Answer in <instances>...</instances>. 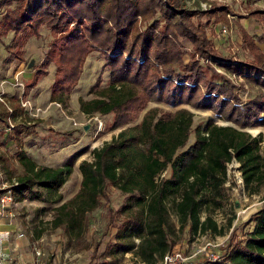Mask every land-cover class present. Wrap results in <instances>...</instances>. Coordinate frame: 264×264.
<instances>
[{"label":"trees","instance_id":"16d2710c","mask_svg":"<svg viewBox=\"0 0 264 264\" xmlns=\"http://www.w3.org/2000/svg\"><path fill=\"white\" fill-rule=\"evenodd\" d=\"M13 1L16 5L3 12L0 31L14 34L15 47L38 37L44 26L56 35L47 52L56 66L51 101L68 104L88 56L99 50L109 80L103 85L100 77L90 89L93 97L79 98L80 109L88 115L112 114V128H121L110 142L93 150V160L79 163L80 188L68 200L61 189L84 150L57 167L39 164L25 149L18 150L22 172L15 176L3 168L8 180L17 181L12 187L16 201L57 204L53 225L73 239L85 233L89 214L115 187L127 195L122 211L135 210L117 225L110 253L135 252L143 264H158L177 243L169 224L171 199L180 227L189 235L224 233L226 227H220L210 211L228 201L229 163L239 162L248 194L264 188L263 133L246 130L264 125V49L242 26L245 58L216 47L207 28L229 23V6L212 2L206 10L188 8L184 0H0V9ZM185 41L191 43L190 50ZM215 66L242 75L254 95L243 100L232 80ZM151 102L174 110L147 109ZM12 105L7 117L0 108V121L7 124L0 126L3 134L11 132V118L29 114L19 98ZM185 105L213 111L234 125L219 124L210 116L194 129L196 113ZM193 132L195 140L189 145ZM112 211L109 226L116 223ZM249 223V230H233L218 258H206L202 264H264V207Z\"/></svg>","mask_w":264,"mask_h":264},{"label":"rangeland","instance_id":"374dc122","mask_svg":"<svg viewBox=\"0 0 264 264\" xmlns=\"http://www.w3.org/2000/svg\"><path fill=\"white\" fill-rule=\"evenodd\" d=\"M184 1L188 8L200 6L204 10L210 8L212 2L229 6V23H217L207 28L210 38L223 54H233L242 58L247 56L240 26L244 27L264 49V0ZM16 3L13 1L11 5L0 9V20L3 18V12L7 8H13ZM255 10H260V13L251 14ZM13 38L12 32L6 35L0 31V108L5 110L7 117L6 110L12 108L15 99H20L23 95L34 107L44 108L46 112L39 116L20 114L16 118H11L16 127L9 133L5 131L0 142L3 168H9L15 176L22 172L16 157L20 149H25L37 163L54 167L63 165L70 156L84 150L75 164L73 173L61 189L64 200H68L80 188L82 175L79 163L82 160H93V150L110 142L121 129L112 128L115 121V116L112 114L88 115L80 109L79 98L93 97L90 89L100 77L103 79V85H106L109 80V70L104 68L102 53L99 50L92 52L87 58L79 84L72 92L68 104L57 106L51 101L56 66L47 59V52L56 35L44 26L38 37L32 36L21 47H15ZM183 44L187 50L192 48L190 42L185 41ZM205 62L213 64L211 59ZM215 68L232 80L236 85L237 93L243 100L254 95L255 91L250 89L242 75H232L222 68L217 66ZM155 106L174 110L166 104L154 102H151L147 109ZM185 107L196 113L194 129L199 125H205L210 116L215 117L219 124L234 125L231 121L217 118L213 111L198 110L190 105ZM142 115L131 125L140 121ZM6 125L4 121H0L1 128L7 127ZM246 130L253 135L263 133L262 151L264 153V125L249 126ZM194 140L193 132L189 145ZM228 167L226 183L228 201L223 208L210 211L219 226L226 227L224 233L207 232L195 236L189 235L187 230L180 227L174 200H169L171 237L177 241L172 251H180L185 257L184 260H178L175 264H202L206 258L214 260L211 254L218 256L223 251L233 230L236 229L238 233H241L242 230L252 228L249 219L264 207V188L258 194H248L244 187L239 163L234 161L229 163ZM4 174L7 175L5 171ZM108 194L109 199L102 198L100 206L89 214L88 226L81 237L70 239L63 228H55L53 220L57 204L38 200L20 202L10 210V215L2 225L13 224L15 234L18 230L23 232L24 236L20 240L23 243L22 247L26 248L24 264H104L105 260L111 261V264H143L135 252L110 253L109 247L116 240L117 225L121 224L126 215L132 214L135 209L122 211L127 202V195L117 188L111 187ZM112 210L116 214V223L109 226ZM230 219L233 222L231 226H228ZM10 231L12 233L11 229ZM135 241L139 242V239ZM5 248L4 244V251ZM35 248H41L44 252L39 263L36 262ZM5 252L12 257L14 264H17L11 247L9 252ZM158 264H162V260Z\"/></svg>","mask_w":264,"mask_h":264},{"label":"built area","instance_id":"2783aa9c","mask_svg":"<svg viewBox=\"0 0 264 264\" xmlns=\"http://www.w3.org/2000/svg\"><path fill=\"white\" fill-rule=\"evenodd\" d=\"M224 31H226V29H224ZM20 103L25 109L29 111V114L32 116H39L40 114L46 112L44 108L34 107L29 100L23 97V95L20 98ZM53 103L56 104L57 106H62L58 102H52V104ZM9 110L11 111L12 109L9 108ZM13 128H14V124L10 120V126L7 128V131H11ZM2 134L3 133L0 130V139L2 137ZM234 161L238 162L237 160H233L232 162ZM16 183H17L16 180L10 181L6 178L4 174V169L0 154V264H14L12 257L6 254V252L4 251V244L6 240L10 238L11 232L9 230H3L1 226L4 220H6V218L10 215V210L13 207H16L20 203L16 201L12 189V187ZM18 236L19 237L24 236L23 232H20ZM34 251H35L34 254L36 256V262L39 263L41 257L44 255V252L42 251L41 248H35ZM211 255L214 259L218 258V256H215L214 254ZM184 259L185 257L182 255L180 251H170L164 255L162 259V264H175L178 260H184Z\"/></svg>","mask_w":264,"mask_h":264},{"label":"crops","instance_id":"0c3cea01","mask_svg":"<svg viewBox=\"0 0 264 264\" xmlns=\"http://www.w3.org/2000/svg\"><path fill=\"white\" fill-rule=\"evenodd\" d=\"M2 226H3L2 227L3 230H9V231H10V229L12 230L10 238L8 240H6V242H5V245H6L5 251L9 252V249L11 247L12 252L15 256V260L17 259V264H24L23 260H25L24 255H26V250H25L26 248L22 247L23 243L20 240L21 237L18 236V234L21 232V230H18V232H16V234H15V232H14L15 229L13 227V224H5L4 223V225H2Z\"/></svg>","mask_w":264,"mask_h":264}]
</instances>
